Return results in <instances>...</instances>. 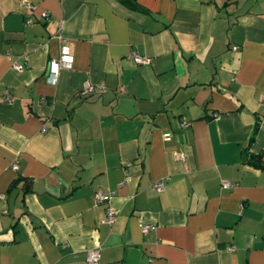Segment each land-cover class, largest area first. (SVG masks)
<instances>
[{
	"label": "crops",
	"instance_id": "crops-1",
	"mask_svg": "<svg viewBox=\"0 0 264 264\" xmlns=\"http://www.w3.org/2000/svg\"><path fill=\"white\" fill-rule=\"evenodd\" d=\"M249 151L264 160V0H0V264L92 246L98 264H264Z\"/></svg>",
	"mask_w": 264,
	"mask_h": 264
},
{
	"label": "built area",
	"instance_id": "built-area-1",
	"mask_svg": "<svg viewBox=\"0 0 264 264\" xmlns=\"http://www.w3.org/2000/svg\"><path fill=\"white\" fill-rule=\"evenodd\" d=\"M43 15L46 16L47 12H43ZM27 21H30V19H28ZM233 48H236V46H233ZM130 56L132 57V59L134 61H136L138 63L149 62L148 56L141 55V54H138L136 52H131ZM8 57L11 58V53H8ZM72 60H73V56L70 52L69 46L64 42V40L61 39L59 56L57 58H51L49 60L47 81L51 82V83L55 82L57 80L60 67L70 66L72 63ZM12 67L15 70H20L23 68V64L17 60H12ZM94 89H99L102 91L104 89V86H103V84L93 85L90 82H85L81 92L84 94V93L90 92ZM1 98L7 102H11L13 99V97L9 94V92H5L3 94V96H1ZM180 125L182 127H186L189 125V121L182 120ZM164 138L168 139L169 133H165ZM16 166H17L16 164H13L14 168ZM221 183H222L223 187L234 186V183L232 181H230L229 179H223ZM153 186L157 190H161L162 189V182L156 181V182H154ZM111 195H112L111 191L105 192L102 190H97L94 192V200L96 203L106 202V201H109ZM117 214H118V210L116 208H114L112 206H108L106 208V216L104 218L105 222L112 223L115 220ZM148 227L149 226L145 225V226H143V229L147 230ZM231 248H233V246H231ZM86 259H87L88 264H98L99 259H100V247L99 246L89 247L87 249Z\"/></svg>",
	"mask_w": 264,
	"mask_h": 264
},
{
	"label": "trees",
	"instance_id": "trees-1",
	"mask_svg": "<svg viewBox=\"0 0 264 264\" xmlns=\"http://www.w3.org/2000/svg\"><path fill=\"white\" fill-rule=\"evenodd\" d=\"M259 123H260V121L257 118L254 125H253V128H252L250 141L254 138L255 133L257 132V129L259 127ZM246 162H248L254 166L264 168V160H263L262 155L260 153H254V152L249 151L247 153V156H246Z\"/></svg>",
	"mask_w": 264,
	"mask_h": 264
}]
</instances>
